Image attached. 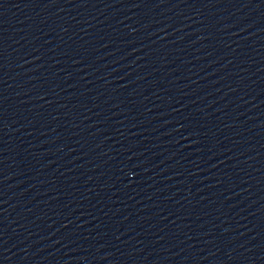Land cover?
Masks as SVG:
<instances>
[{
    "label": "water",
    "instance_id": "95a60500",
    "mask_svg": "<svg viewBox=\"0 0 264 264\" xmlns=\"http://www.w3.org/2000/svg\"><path fill=\"white\" fill-rule=\"evenodd\" d=\"M0 264H264V0H0Z\"/></svg>",
    "mask_w": 264,
    "mask_h": 264
}]
</instances>
